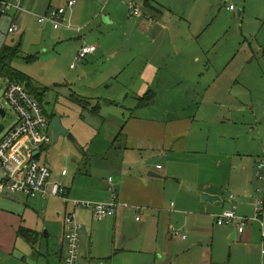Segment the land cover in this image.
<instances>
[{
    "label": "crops",
    "instance_id": "0c3cea01",
    "mask_svg": "<svg viewBox=\"0 0 264 264\" xmlns=\"http://www.w3.org/2000/svg\"><path fill=\"white\" fill-rule=\"evenodd\" d=\"M134 3L127 4L128 13L125 10L124 15L126 27L152 38L157 45L148 49L139 43L143 37H137L130 61L119 65L121 73L118 76L122 81H112L120 88L115 92L118 97H97L99 101L95 110L98 109L105 118L87 125L88 129H94V137L84 139L83 144H92V147L81 149V157L78 160L74 158L77 167L82 161L74 177L66 180L69 175L63 176L66 170L62 174L56 173L54 167L44 164L51 170L52 183L65 181L71 199L109 203L116 194L118 209L115 217L96 222L91 209H76L77 222L82 226L80 237L83 250L86 252L90 233L95 244L93 249H89L95 253L94 258L99 263L103 261L106 264L109 259L121 257L118 264H214L212 256L207 257L202 242L204 238L217 234L216 217L226 210H235L240 217L250 220L248 232H239L237 224L229 225L228 230H219L225 232L228 238L246 245L252 243L254 224L256 221L260 224L264 222V214L256 209V198L252 186L247 185L245 169L237 167L240 161L231 157L225 169L230 170L233 164L236 165L231 175L235 174L236 180H245L243 191L233 186L234 191L225 197L224 188L212 178L211 168L205 163L210 143L207 131L210 126L206 117H202L200 112L184 113L183 109H171L168 103L162 105L158 113L146 110L152 102V107L158 106L160 100L155 91L160 89L167 95L171 91L169 85L175 79L189 83L191 95L203 93L204 100L209 95L219 93V75L211 69L210 49L202 46L200 28H196V20L192 18L197 4H191L184 16L163 0H144L146 10L141 9L140 17H133L130 4ZM229 7V12L236 10L231 11ZM74 9L68 11L65 19L67 25L61 29L75 31L70 24ZM22 13L13 15L16 17ZM127 15L128 19L135 21L126 19ZM111 20L104 19L106 25L114 22L113 17ZM68 25L73 29L67 28ZM118 26L116 24V28ZM119 30L124 31V28ZM84 46H88L86 42L82 43L81 48ZM95 46V53L101 52ZM121 50L117 47L110 51V55L124 54ZM132 84L135 87L134 102L137 101L132 109L143 112L141 116L124 114L123 103L130 98L128 89ZM112 107L116 110L110 111ZM86 111L101 116L99 112L96 114L88 109L84 113ZM44 149L46 147L36 156L39 161ZM222 156L214 157L221 159ZM86 160L94 162L89 164V170L82 172ZM216 168H222L220 160ZM229 187L233 188L232 181ZM207 194L217 200L213 203L203 202L202 196ZM57 201L62 204L58 205ZM63 203L61 199L51 196L40 195L33 199L23 194H0V264H23L20 261L22 256L26 261L24 264H27V256L32 257L34 264H51V261L52 264H63L67 247L62 219L67 207L65 211ZM248 214L251 219L247 217ZM55 216L59 219H55ZM42 221L52 223L53 230L56 222L55 230L60 221L63 222V233L58 237L57 244L53 247L48 244L47 250H44L46 246L43 244L37 249L38 243L34 247L31 245L32 249L21 248L24 242L39 237L38 229ZM23 228L37 234V237L35 234L30 239L26 235L20 236ZM182 232L189 236L182 235ZM86 254L89 255V252ZM235 257H239L238 251L231 256L230 264H233Z\"/></svg>",
    "mask_w": 264,
    "mask_h": 264
},
{
    "label": "rangeland",
    "instance_id": "374dc122",
    "mask_svg": "<svg viewBox=\"0 0 264 264\" xmlns=\"http://www.w3.org/2000/svg\"><path fill=\"white\" fill-rule=\"evenodd\" d=\"M69 1H76L71 16L73 18L70 21L75 31L63 29L56 31L51 24L42 26L38 23L39 17H44L50 9L66 8ZM131 2L142 6V11L146 10L144 0H24L22 15L17 14L15 17L12 13L10 16L0 17V51L3 45L10 46L12 52L19 50L17 57L10 59L11 70L22 73L31 81L28 90L40 103L48 121L56 114L61 115L63 126L71 131L77 141L75 144L61 138L58 143H54L52 137V143L43 150L41 156V161L54 167L56 173L62 174L63 170H66L69 173L66 180L74 177L77 168L79 169L82 164L80 160L77 167L74 160L81 157V149L92 147V144L90 146L88 143L83 144L84 139L91 140L94 137V129H88L87 125L96 124L98 120L105 118L98 109L95 110L99 101L97 97L112 95L118 97L115 92L120 88L115 82L122 81L118 76V73H121L119 65L130 61L137 37H143L139 43L148 49L157 45L152 38L139 35L126 27L127 20H124V15L125 10L126 14L128 13L127 4ZM163 2L174 6L178 13L184 16L191 4H197L193 9L192 18L196 20V28H200L202 46L210 49L209 57L213 64L211 69L219 75L220 88L216 96L209 95L204 100L203 93L191 95L189 83L175 79L169 85L171 91L167 95L160 89L155 91L160 100L158 106L152 107L154 103L152 102L146 110L158 113L161 106L168 103L171 109H183L184 113L200 112L210 126L207 129L210 139L209 155L205 163L210 166L215 183L224 188L225 197L234 191V187L244 190L245 180H236V175H231L232 168L236 165L233 164L230 170L225 169L232 157L241 162L237 167L245 169L247 185L252 186L256 198L257 190L264 189V184L256 177L255 170L257 163L264 159V0H163ZM232 5L236 10L229 12L228 7ZM239 11L242 12L241 16L238 15ZM111 17L114 22L106 25L104 19L107 18L109 21ZM13 24L19 25L20 30L18 33L10 34L9 28ZM116 24L119 25L117 28ZM123 28L124 31L119 30ZM79 29L81 31L77 32ZM83 42L88 46L97 45L101 52L98 50L99 53L89 55L84 61L77 63L76 58ZM117 47L122 49L124 54L110 55V51ZM72 65H75V68H71ZM9 80L0 76V109L3 108L9 116L5 123L0 117V126L3 124L5 126V132L0 134V140L18 122V116L5 99ZM128 91L130 98L123 103L124 114L143 115V112L132 109L137 105V101L134 102V84ZM101 102L99 104L103 106ZM82 105L87 107L86 110L101 113V116L91 115L87 111V114L84 113ZM112 110L116 108L112 107L110 111ZM221 154H223L221 159L214 157ZM219 160L222 163L220 170L216 168ZM93 162L86 160L81 171L89 170V164ZM230 181L233 188L229 187ZM61 183L66 185L65 181ZM60 202L57 201L58 205L62 204ZM63 207L66 211L67 206L64 203ZM249 215L247 217L251 219ZM257 216L260 218L258 214ZM55 219L59 217L55 216ZM62 219L64 222L65 218ZM63 222L60 221L58 229L55 230L56 222L53 230L52 223L42 221L38 229L39 237L34 233L37 237L35 243H38L36 248L39 249L43 244L46 246L44 250H47L48 244L50 247L56 245L58 237L63 233ZM254 225L253 241L246 245L239 244L240 241L228 238L225 232L219 231L228 230L230 226L219 228L216 225L217 234L204 238L202 242L207 257L212 256L214 264H230L231 256L238 251L239 257L233 258V264H264V258L262 259L264 222L260 224L256 221ZM247 226L244 228L246 232L250 228V225ZM181 234L189 236L185 232ZM49 235L50 239H46L45 237ZM89 237L85 249L89 255L80 244L79 264H101L103 261L99 263L94 258L95 253L89 249L91 247L93 249L95 244L90 233ZM26 242L28 244L24 242L21 248L32 249L35 245ZM23 258L20 257V261L24 264L26 261ZM27 258V264H34L32 257ZM119 260L121 257H116V260L109 259L106 264H118ZM50 263L52 264V261Z\"/></svg>",
    "mask_w": 264,
    "mask_h": 264
},
{
    "label": "built area",
    "instance_id": "2783aa9c",
    "mask_svg": "<svg viewBox=\"0 0 264 264\" xmlns=\"http://www.w3.org/2000/svg\"><path fill=\"white\" fill-rule=\"evenodd\" d=\"M23 1L0 0V17L11 13L24 12L22 8ZM75 5L76 1H69L66 8H52L44 17H39L38 23L40 25L51 24L55 30L64 28L67 25L66 15L69 10L76 7ZM229 9L232 11L236 7L232 5ZM130 10L133 17L142 15L141 8L135 3L130 4ZM67 28L73 29L71 25H68ZM19 30V25L13 24L9 28V33H18ZM77 31L80 32L81 29ZM96 50V46L82 47L76 62L84 61L89 55L95 54ZM71 68H75V65H72ZM5 99L18 116V122L0 140V194H23L33 199L41 195L61 199L67 206V212L64 216L66 228L64 237L67 247L63 264H79L82 226L77 222L76 209L79 207L91 209L94 220L100 222L115 217L118 209L117 196L115 194L114 199L109 203L81 202L71 199L66 187L61 182L55 181L52 183L50 168L34 156V152L40 151L52 143L53 130H51V122L48 121L40 103L30 94L27 85L24 83L13 80L7 81ZM2 110L6 114L7 120L9 116L3 108ZM0 117L4 121L1 114ZM4 132L5 126L2 133ZM255 170L256 177L264 184V159L257 163ZM66 175L67 172L64 171L63 176ZM49 186H51L50 190ZM255 201L258 213L264 214V189L257 190ZM216 218L218 226L221 227L237 223L241 233L250 222L245 217H240L235 210H226ZM137 220L139 221V218Z\"/></svg>",
    "mask_w": 264,
    "mask_h": 264
},
{
    "label": "trees",
    "instance_id": "16d2710c",
    "mask_svg": "<svg viewBox=\"0 0 264 264\" xmlns=\"http://www.w3.org/2000/svg\"><path fill=\"white\" fill-rule=\"evenodd\" d=\"M20 48V47H19ZM19 50H15L14 52H12L11 47L8 45H3L2 50L0 51V76L2 77H7L10 80L13 81H20L22 83H24L25 85H27V87L30 86V82L29 79L24 76L22 73H18L15 70H11V66H10V59L17 57ZM83 109L86 110L87 107H85L84 105H82ZM57 115L53 116V119L56 117ZM51 119V120H53ZM51 122V121H50ZM29 236H27V235ZM26 235L25 237H27L28 239L34 237V233L30 232L27 229H22L20 231V236ZM31 243H35V240H31Z\"/></svg>",
    "mask_w": 264,
    "mask_h": 264
},
{
    "label": "water",
    "instance_id": "95a60500",
    "mask_svg": "<svg viewBox=\"0 0 264 264\" xmlns=\"http://www.w3.org/2000/svg\"><path fill=\"white\" fill-rule=\"evenodd\" d=\"M238 15L241 16L242 15V12L239 11L238 12ZM0 114L3 116V119H4V122L6 120V114L4 113V111L1 109L0 110ZM3 128L4 126L2 125L0 127V133H2L3 131ZM51 130H53V138H54V143H58V141L61 139V138H65V139H68L70 141H72L73 143L77 144V141L76 139L74 138V136L72 135L71 131L66 129L62 122H61V118L60 116H57L55 117L52 121H51ZM37 154H39V150H37L35 153H34V156L36 157ZM215 200H217L216 197L214 196H211V195H203L202 196V201L203 202H210V203H213Z\"/></svg>",
    "mask_w": 264,
    "mask_h": 264
},
{
    "label": "flooded vegetation",
    "instance_id": "af4514ba",
    "mask_svg": "<svg viewBox=\"0 0 264 264\" xmlns=\"http://www.w3.org/2000/svg\"><path fill=\"white\" fill-rule=\"evenodd\" d=\"M52 121V120H51Z\"/></svg>",
    "mask_w": 264,
    "mask_h": 264
}]
</instances>
